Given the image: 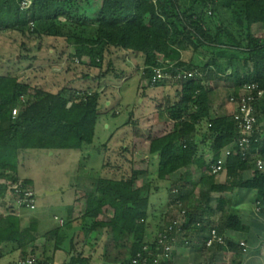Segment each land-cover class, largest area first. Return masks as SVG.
Segmentation results:
<instances>
[{
	"label": "trees",
	"instance_id": "obj_1",
	"mask_svg": "<svg viewBox=\"0 0 264 264\" xmlns=\"http://www.w3.org/2000/svg\"><path fill=\"white\" fill-rule=\"evenodd\" d=\"M16 1L20 6L21 0ZM12 6L9 0H0V32L40 41L65 40L72 49L70 58L98 68L103 67L109 56L121 52L137 61L136 68L141 69L147 86L168 88L159 105L175 120V129L152 138L149 127L145 134L148 154L159 155V179L183 167L198 166L205 172L201 181L192 186L196 188L205 183L212 192L221 193L217 204L210 206L206 215L190 207L197 199L191 189L175 197L173 203L179 210L178 215L183 209L187 213L184 224L174 234H182L187 243L203 240L204 249L228 245L236 250V243L224 231L246 232L249 227L242 222L235 206L226 209L228 200L224 193L236 187L256 190V204L260 203L264 209V170L256 164L258 159L264 160V136L256 129L247 155H229L223 171L227 178L224 183H215L210 177V174L215 175L212 166L222 149L235 145L239 129L233 117L236 109L230 116L214 115L211 99L219 92L218 84L222 80L233 81L225 96L229 102L246 83L257 82L264 88V37H257L251 28L259 25L264 30V0H103L100 3L96 0H33L28 9L15 11ZM205 47L209 50L202 52V59L191 58L190 48ZM157 69L171 75L192 69L197 70V75L188 81L177 78L170 82L154 81ZM68 89L63 87L51 92L32 87L17 75L0 74V198L7 195L6 182L21 179L17 177L20 150L81 149L93 143L102 93L96 90L71 97L66 95ZM221 92L224 91L220 89ZM261 109H264V96L256 104L258 122ZM202 121L207 123L204 135L210 140V151L214 154L208 164L197 163L195 139ZM132 122L138 134L141 124L137 120L134 123V119L129 124ZM254 169L253 176L244 177L246 170ZM145 172L133 169L132 175L125 178L100 177L96 187L86 192L79 230H84L86 237L102 230L107 236L106 247L126 250L115 263L103 264H135L133 259L145 244H149L153 254L163 251L156 240L146 241L147 223L140 220L145 202L143 193L149 185L136 187L135 183ZM24 180L31 184L29 179ZM178 200L181 207L176 203ZM105 207L113 212L108 222L98 220ZM216 212L221 215L214 222L211 217ZM22 221L18 215L1 217L0 241H18L22 245L33 242L38 230L34 220L25 227ZM213 228L226 236V244L216 242L212 247L207 246ZM71 229H74L72 221L65 222L48 236V241L55 239L58 247L60 240L73 234ZM147 254V264H153V254ZM171 262L172 258H164L161 264ZM44 263L51 262L44 259ZM79 263L90 264L87 258L77 255L67 264ZM231 264H241V255L235 253Z\"/></svg>",
	"mask_w": 264,
	"mask_h": 264
},
{
	"label": "rangeland",
	"instance_id": "obj_2",
	"mask_svg": "<svg viewBox=\"0 0 264 264\" xmlns=\"http://www.w3.org/2000/svg\"><path fill=\"white\" fill-rule=\"evenodd\" d=\"M9 1L15 11L21 8L16 0ZM96 1L100 3L103 0ZM251 28L256 36L264 37L262 28H257L256 25H252ZM38 45L40 48H37ZM205 49L209 50L205 47L199 50L190 48L188 51L193 54L191 58L196 60L203 58L202 52ZM70 51L72 49L66 44L65 40L47 38L40 41L33 37L18 36L16 38L15 34L0 32V74L17 75L20 80L30 83L32 87H40L51 92L69 87L66 95L71 97L74 95L83 96L85 92L96 90L102 93L99 105L100 115L92 144H86L81 149H57L54 154H52V150L47 149L19 151V175L20 177L29 176L34 179L33 186L36 191L37 202L34 210L27 209L26 216L28 220L24 221L23 224H29V221L31 222V219H33V215H43V223H38V225L45 227L47 225L48 229L58 227L59 222L55 220V215L58 217H64L65 215L63 200L68 201L74 192L65 191L68 186H73L80 179L89 176L92 177L93 181L90 182L91 184L87 188L93 190L100 177L121 178L123 175L122 178H125L132 175L133 169L129 165L130 163L122 168L123 172L126 173L125 175L115 168L116 164H121L119 160L122 159V157H119L121 149L116 146L124 137L122 128L134 127L133 122L129 125L131 120L129 118L131 117L139 120L140 117L151 114L156 109V105L163 103L161 97L168 90L163 86H147V80L141 73V69L137 70L138 68H136L139 66L137 61L125 57L121 52H115V54L109 56L103 67L98 68L90 66L88 63L81 64L75 58H70ZM218 52L220 53V51ZM187 60L189 61V59ZM106 73L108 74L104 77ZM174 92L175 90H172L173 94ZM221 94V98L225 99V96L229 94V89ZM142 99H144V102ZM159 99L161 101L158 103ZM109 100H112V103L108 105L107 101ZM227 104L230 111H232V103ZM104 119L107 120L106 124H104ZM262 122L264 123V116ZM107 124H111V127L107 128ZM122 124L123 126L116 128ZM104 145H106L107 151L104 150ZM127 155L129 160L132 159L131 154ZM122 164L124 163L122 162ZM160 180L159 177H155L150 178L149 182L151 185H158L157 182L159 183ZM144 182H148V180L144 177H138L135 186L139 187ZM160 184V191L154 192L150 197V201L146 199L149 209L143 211L140 215V220H145L148 228L153 227L155 222L162 219L161 216L157 218L161 210L155 209L153 206L156 205L158 208L163 209L168 204L169 186L165 182ZM179 191L180 189L178 192L175 191V194L177 195ZM48 192L54 194L49 195ZM8 197L11 198L9 195ZM157 201L158 203H155ZM202 201L205 203L204 198ZM84 212L85 207L83 214ZM1 214L4 213L0 211ZM83 214L76 218L78 220L75 222L77 227L82 223ZM155 214L158 215L154 216ZM112 217L113 212L111 209L105 207L98 220L108 222L112 220ZM49 223L51 224L49 225ZM59 227L61 228V226ZM82 232L84 233V231ZM71 233H74V230ZM83 233H79V236L83 237ZM96 240H99V243L95 247L86 249L87 256H91L92 252L95 251L96 258L100 260L102 259V252L107 251L103 259L105 260V256H107L106 260L116 262L126 253L124 248L121 251L115 248L106 250L107 236L104 232L103 236ZM101 243H104V250ZM81 255H83L82 252ZM81 255L79 254V256Z\"/></svg>",
	"mask_w": 264,
	"mask_h": 264
},
{
	"label": "crops",
	"instance_id": "obj_3",
	"mask_svg": "<svg viewBox=\"0 0 264 264\" xmlns=\"http://www.w3.org/2000/svg\"><path fill=\"white\" fill-rule=\"evenodd\" d=\"M102 2V1H100ZM259 28V25H256ZM264 31V30H263ZM264 34V33H263ZM258 37V36H257ZM221 55V52H220ZM19 67V66H18ZM232 70L229 69L228 73L230 74ZM112 73V72H111ZM214 84V82H212ZM233 85V81L229 80H222L219 81L218 88L219 92L220 89L225 91L226 89H231ZM168 91V90H167ZM167 91L164 93L163 97L166 95ZM217 93L211 99L212 102V114L219 115V116H230L233 115L236 104L234 102H229L226 98H221V93ZM112 100L107 101L108 105L111 104ZM144 102V99H142ZM161 99L158 100V103ZM157 103V104H158ZM231 104L232 111L229 109V105ZM227 109V110H226ZM229 109V111H228ZM264 116V109L260 110V120L257 125V131L264 136V123L262 122V118ZM132 121V117L129 118ZM146 119V120H145ZM137 118L134 119V123H136ZM142 127L139 133L135 132V128L130 126L129 129L127 127L122 128L123 130V139L119 142V145H116L121 149L119 151V157L122 159L119 160L120 163L124 164H116L118 171H122V174H126L123 172L122 168L126 166V164L130 163L132 169H144L146 172L141 174L139 177H144V179L148 180V182H144L140 186H147V190L143 193L144 196V207L140 213L142 215L143 211L148 210L151 195L156 192L160 191L161 184L165 182L166 185L169 186V198L168 204L165 208H158V206H153V208L161 210L159 215L155 214L154 216L158 215L157 218L160 216L162 219L154 223V226L148 228L146 241H154L158 236V233L165 229L174 217H178V208L173 203V200L176 196H181L182 193L193 191V196L197 197L195 202H191L190 207L200 210V212L204 215L207 214L210 206H215L218 202V197L221 193L212 192L209 188L208 184L203 183L200 187L194 188L192 183H199L204 175L205 170L198 166H191V167H183L174 173L168 175L166 178L161 179L158 185H151L150 178H157L158 177V167H159V155L156 154L154 157L148 154L149 142L148 138L145 136L148 128L151 127L150 136L152 138H158L166 133L173 131L175 129V120L170 118L169 114L166 110L163 109L162 106L159 104L156 105V109L149 115H145L144 117H140L137 120ZM107 123V120L104 119V124ZM144 124V125H143ZM130 125V124H129ZM123 126L118 125L116 128ZM207 123L206 121H202L198 124V132L196 136V142L198 145V161L197 163H205L208 164L214 157V154L210 151V140L205 137V129ZM111 127V124H107V128ZM125 129V130H124ZM108 136V135H107ZM57 150V149H56ZM104 150L107 151L106 145H104ZM52 154L55 153V150H52ZM131 154L132 159H128V155ZM19 157V156H18ZM127 157V158H126ZM127 168V167H126ZM255 169H257L255 167ZM254 170H246L243 175L245 178L251 177L255 173ZM19 171V169H18ZM128 176V175H127ZM18 178L22 179H29L31 181V185L34 184V179L32 177H20L19 172L17 173ZM123 177V175L121 176ZM213 181L217 184L224 183L227 175L226 172H221L219 174L212 175ZM2 181H7L3 179ZM93 181L92 177L85 176L84 178L77 181L73 186H68L65 191H74L73 196H71L68 201H64L65 206V215L64 217H58L55 215V220H58V227L55 226L53 228H49L46 225L41 226L38 223H43L42 216H34L33 219L34 223L37 222L35 225L38 229L36 232V239L33 242L27 243L25 245L20 244L18 241H8L3 240L0 241V264H20L21 260L30 256V255H37L45 260H49L52 264H67L71 261L72 257L79 254L81 252L83 255L81 257L87 258L90 264H103V263H115L106 260L104 258V254L107 252H102V256L96 258V252L93 251L91 256H87L86 249L88 247L92 248L95 247L99 240H96L99 237L103 236L104 231H93L89 234V236H85V233L82 230H79V227L75 225L77 217L83 214L84 210V197L88 189L87 186L90 185ZM91 182V183H90ZM143 182V181H142ZM34 187V186H33ZM89 187V186H88ZM179 193L175 194V191ZM47 194H54L48 192ZM10 196V195H9ZM224 196L228 200V205L226 209H230V207L235 206L240 212V218L244 224H246L249 229L246 232L243 231H236V230H225L224 234L233 242L236 243L237 248L236 250H231L228 245L223 246L222 248H203L202 243L203 240H197L195 243H187L183 240L182 234L177 235V239L174 242L173 247V257L171 264H231V259L235 253L241 255V264H264V209H258L257 206V192L253 189H241L239 187L234 188L233 190L224 193ZM205 199V203L202 199ZM146 199H149L146 201ZM13 198L8 197V193L5 198H0V211L4 214L0 215L4 217L6 215H18L23 218L22 227L27 226V224H23L24 221L28 220L27 209H20L18 213H9L7 211L9 206L13 203ZM203 202V203H202ZM7 203V204H5ZM150 203V202H149ZM155 203H158L155 202ZM153 203V204H155ZM5 204L4 206H2ZM9 204V205H8ZM152 204V205H153ZM151 205V206H152ZM200 208V209H199ZM6 210V211H5ZM25 211V212H24ZM178 215V216H177ZM220 212H216L212 217V221H218L220 217ZM25 216V217H24ZM148 217V216H147ZM72 221L74 226V233L69 237H65L60 240V245L57 247L55 246V239L48 241V236L54 230L59 229V226H62L65 222ZM145 221V220H144ZM45 222V221H44ZM146 222V221H145ZM148 222V221H147ZM30 223V221H29ZM51 223H49L50 225ZM70 230L71 232L73 231ZM84 231V230H83ZM95 232V234H94ZM79 233H83V237L79 236ZM241 242H245L247 246V250L245 251L244 248L241 246ZM103 250H104V243H101ZM109 248L106 247V250ZM118 250V248H117ZM121 251V250H119ZM122 258V257H121Z\"/></svg>",
	"mask_w": 264,
	"mask_h": 264
},
{
	"label": "built area",
	"instance_id": "obj_4",
	"mask_svg": "<svg viewBox=\"0 0 264 264\" xmlns=\"http://www.w3.org/2000/svg\"><path fill=\"white\" fill-rule=\"evenodd\" d=\"M33 0H21V9H28L32 6ZM197 70H185L182 73L171 75L162 69L156 70V76L154 81L170 82L176 78L181 81H188L189 79L195 78ZM264 96V88H261L257 82L246 83L241 88L237 96L233 95L231 101L236 104V112L233 117L237 122L239 129V137L233 147H225L222 149L220 156L216 160V163L212 166V173L219 174L225 170L226 158L233 153H241L244 157L247 155L249 148L252 144V135L257 129L258 116L256 114V104ZM17 110H14V114ZM256 164L260 170H264V160L258 159ZM8 195L13 198V203L9 207V213H18L20 209H31L36 208V191L34 187L26 183L24 179H17L15 181H8ZM177 191V190H176ZM179 207L182 206L181 201H176ZM258 209L263 208L260 203L257 204ZM186 209L180 211L179 218L175 219L165 229L158 233L156 241L159 245H162V252L153 254L150 250L149 244L143 246V250L139 251L133 259V263H144L149 262V257L145 256V253L153 254V264H161L164 258L173 257V247L177 236L174 234L180 230L185 222ZM170 240V241H169ZM216 242L226 244V236L220 235L215 228H213L208 236L206 244L208 247H212ZM241 245L247 250L245 242H241ZM147 254V255H148ZM20 264H46L44 259L37 255H30L21 260ZM52 264V263H49Z\"/></svg>",
	"mask_w": 264,
	"mask_h": 264
},
{
	"label": "clouds",
	"instance_id": "obj_5",
	"mask_svg": "<svg viewBox=\"0 0 264 264\" xmlns=\"http://www.w3.org/2000/svg\"><path fill=\"white\" fill-rule=\"evenodd\" d=\"M223 172V171H222ZM242 246V245H241ZM243 247V246H242ZM244 248V247H243ZM245 249V248H244ZM246 251V250H245Z\"/></svg>",
	"mask_w": 264,
	"mask_h": 264
},
{
	"label": "water",
	"instance_id": "obj_6",
	"mask_svg": "<svg viewBox=\"0 0 264 264\" xmlns=\"http://www.w3.org/2000/svg\"><path fill=\"white\" fill-rule=\"evenodd\" d=\"M51 193V192H50Z\"/></svg>",
	"mask_w": 264,
	"mask_h": 264
}]
</instances>
